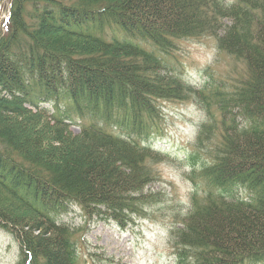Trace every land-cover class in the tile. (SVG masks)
I'll return each mask as SVG.
<instances>
[{"label":"trees","instance_id":"16d2710c","mask_svg":"<svg viewBox=\"0 0 264 264\" xmlns=\"http://www.w3.org/2000/svg\"><path fill=\"white\" fill-rule=\"evenodd\" d=\"M0 10V228L17 241L15 264H94L79 254L88 221L147 216L165 158L151 144L158 103L182 100L205 119L184 157L193 188L168 231L172 264H264V0H0ZM203 36L231 64L195 88L163 59ZM73 206L84 225L61 219Z\"/></svg>","mask_w":264,"mask_h":264},{"label":"rangeland","instance_id":"374dc122","mask_svg":"<svg viewBox=\"0 0 264 264\" xmlns=\"http://www.w3.org/2000/svg\"><path fill=\"white\" fill-rule=\"evenodd\" d=\"M6 14L0 10V21ZM164 64L180 78L199 88L205 81L206 71L217 76H226L231 60L216 49L215 38L183 39L177 42L173 56L165 57ZM160 105L159 129L152 139L154 151L163 158L154 165L159 172L158 180L146 190L160 196L156 203L147 206V216L136 217L134 222L121 227L113 220L88 221L79 254L94 264H172V248L168 242V231L175 221L187 210L188 196L192 183L184 176L189 171L184 157L190 153L197 126L205 114L191 100L163 101ZM49 105H46V107ZM71 125L69 132L78 133ZM201 161V160H200ZM239 197L245 195L238 189ZM64 222L74 226L85 224L77 206H73ZM17 241L0 228V264H15L18 260ZM85 258V259H86Z\"/></svg>","mask_w":264,"mask_h":264}]
</instances>
